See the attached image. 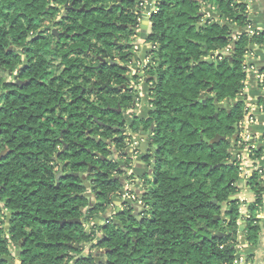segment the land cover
<instances>
[{"label": "trees", "instance_id": "trees-1", "mask_svg": "<svg viewBox=\"0 0 264 264\" xmlns=\"http://www.w3.org/2000/svg\"><path fill=\"white\" fill-rule=\"evenodd\" d=\"M155 2L147 40L156 48L148 69L156 111L145 124L154 126L157 148L149 210L139 221L122 212L118 224L87 230L119 189L104 158L109 142L119 150L122 140L114 129L122 126L120 91L87 88L93 80L128 85L141 14L135 0H0V264H15L11 247L19 264H234L241 179L229 144L211 140L244 121V100L230 113L218 106L240 98L245 57L264 33L247 34L253 23L237 0ZM249 186L256 200L245 234L257 246L264 192L257 173ZM91 245L104 254L98 262L83 254Z\"/></svg>", "mask_w": 264, "mask_h": 264}, {"label": "flooded vegetation", "instance_id": "flooded-vegetation-1", "mask_svg": "<svg viewBox=\"0 0 264 264\" xmlns=\"http://www.w3.org/2000/svg\"><path fill=\"white\" fill-rule=\"evenodd\" d=\"M135 2L137 5V13L141 15L139 26L133 31L134 35L131 42V54L133 59L131 63L126 64L128 69L126 74V77L128 78V85L116 87L108 82L106 83L109 84L107 88L100 89L101 86H105L106 84H100L97 86L93 80L90 83V86L87 88L88 92L100 90L120 91L119 99L122 104L119 105L118 109H116L119 115L122 116V126L114 128L115 131L119 130L120 133L116 136V138L122 139L120 143V149L117 150L116 143L110 141L109 156L104 158L106 162H110L112 166L116 167L115 170H112L111 179L116 180L119 185V189L110 196L112 201L104 205L105 209L102 213H105L108 216L104 226L118 224L117 215L122 212H127L131 216L135 217L138 221L147 215L149 208L147 203L144 201V198H146L147 194L150 193L157 168V148L153 145L154 126L151 124L148 128L145 127V124L150 123L152 112L156 111L153 107V98L150 97L149 91L152 86V78L150 75H148V69L153 65L154 62L150 57L148 62H146V64H144L142 67H137L136 69L134 68V63L137 61L138 54L135 43L138 40L139 28L141 27V23L143 21L142 15H144V11L149 6H145V3L142 2V0H135ZM151 17L152 16H150V24L148 25H151ZM145 21L146 20L144 18V23ZM61 34H63V32L53 29V35L56 38L60 39ZM150 35L151 31L147 34L145 42L149 44L152 51L156 48L152 43L147 42ZM113 59L114 58L112 56L107 60V62L113 63ZM21 83L26 84L25 82ZM112 111H114V109H112ZM227 113H230V111H227ZM215 117L218 119L217 116ZM136 122H138V131L135 132L133 126L136 124ZM232 128H234V132L231 134V141L236 144L238 143L240 135L239 128L237 125L232 126ZM220 136H225L226 140H222L218 144L224 142L228 143L229 136ZM233 164L237 165L235 158ZM87 177V174L83 176L86 182H88ZM116 202H118V207H115ZM90 205L93 208L96 207V204H92L91 202ZM94 219L96 220V216ZM7 225L9 226L8 222L5 225L6 230L9 228H7ZM89 225L93 226L95 224L92 223ZM90 228L92 227L87 226V230ZM98 238L96 239L98 240ZM96 243L97 242H94L93 245ZM12 249L15 248L11 247V250ZM88 253H94L95 258H98V261L101 259L99 257L100 255L104 256L103 253L100 254L99 252H96V249H92L91 247L87 254ZM83 254L85 255V253ZM14 258L18 259L16 256H14ZM101 261H103V257ZM16 263L17 261L15 264Z\"/></svg>", "mask_w": 264, "mask_h": 264}, {"label": "crops", "instance_id": "crops-1", "mask_svg": "<svg viewBox=\"0 0 264 264\" xmlns=\"http://www.w3.org/2000/svg\"><path fill=\"white\" fill-rule=\"evenodd\" d=\"M142 2L145 3V6L151 8L150 16L157 11L155 0H142ZM237 2L245 3L247 5L246 12L249 20L253 23V28L257 32L264 33V0H237ZM205 12L208 14L207 18H216L218 20V14L215 15V13L211 11ZM144 18H146L145 14L142 15L143 21L139 28V37L135 43V47L138 50L137 61L134 63L135 69L137 67H142L150 59L151 47L145 42V38L151 31V25H148L147 30H144ZM249 49L251 51L250 53H253L254 56L252 57V64L264 74V44L261 46L252 44ZM246 89L243 98L245 101L244 121L239 124V140L238 143L235 144L233 150L235 161L243 168L244 173L241 176V184L238 189V194L233 198L238 199L240 202L239 212L242 217V220L239 223L240 233L238 237L239 241L236 258H245L246 260H249L251 264H264V192L261 195L262 203L259 206L261 235L258 245H250L245 234V218L248 217L250 205L256 200V195L249 186L250 178L254 173L258 174L264 188V84L260 85L255 80L254 76L249 74L247 75ZM247 137L248 140H246ZM248 147L252 148L250 150H245ZM257 151L259 152V157H255ZM86 195L90 198V201H94L93 204H99L91 187H87ZM115 207H118V202L115 203ZM107 217L108 216L105 213L98 212L96 214V220L94 219L93 223L102 227L106 223L108 219ZM86 226L92 227V225ZM8 227L9 226L7 225V228ZM100 235H102V233L98 232L97 236ZM90 247L92 248V245ZM15 254L16 258H18V250ZM16 261V264H19L18 259Z\"/></svg>", "mask_w": 264, "mask_h": 264}, {"label": "built area", "instance_id": "built-area-1", "mask_svg": "<svg viewBox=\"0 0 264 264\" xmlns=\"http://www.w3.org/2000/svg\"><path fill=\"white\" fill-rule=\"evenodd\" d=\"M246 32L247 34L250 36V37H254L256 35H259V32H257L252 26H248L247 29H246ZM230 55V49H225L223 50L222 52V56H228ZM252 57L253 56V53H249L246 57H245V66H244V70L246 72V79L245 81L243 82L244 84V88H243V91L240 95V98L243 99L244 98V95H245V92H246V83H247V75L249 74H252L255 78V80L260 84H264V74L256 67L252 64ZM248 140V137L247 139ZM249 148V147H248ZM246 148V150H250L252 147H250L249 149ZM250 154V153H249ZM251 156V155H250ZM234 264H251L249 260H246L245 258H236L235 261H234Z\"/></svg>", "mask_w": 264, "mask_h": 264}, {"label": "rangeland", "instance_id": "rangeland-1", "mask_svg": "<svg viewBox=\"0 0 264 264\" xmlns=\"http://www.w3.org/2000/svg\"><path fill=\"white\" fill-rule=\"evenodd\" d=\"M56 29H59V28H56ZM240 100H243V99H241V98H239V99H237L235 102H227V103H225V104H221V105H219L218 106V108L219 109H224L226 112L227 111H231V108H232V106L233 105H235L238 101H240ZM238 128H240V126L238 127ZM232 134V133H231ZM231 134H230V136H229V140H228V144H229V151H230V155H232V158H230L229 159V163L230 164H232L233 162H234V155H233V150H234V148H235V143H233L231 140ZM243 140V139H242ZM237 144V143H236ZM241 144H242V141H241ZM217 145H220V144H217ZM242 146H244V145H242ZM245 149V148H244ZM246 150V149H245ZM237 166L238 167H236L237 168V170H238V174H239V177H240V179H241V176L244 174L243 173V168L240 166V165H238L237 164ZM85 176V175H84ZM85 184H86V186L87 187H91L90 186V184H89V182H85ZM94 194V193H93ZM92 201V202H91ZM90 202L93 204L94 203V201L93 200H91ZM102 235H100V236H97V238L99 237H101ZM99 238H98V240H99ZM97 239H96V241L95 242H97L98 241ZM13 250V256H15L16 254V251H17V249L15 250V249H12ZM90 250V246H85V250H84V253H85V255H88L87 254V252ZM73 264V263H72Z\"/></svg>", "mask_w": 264, "mask_h": 264}, {"label": "water", "instance_id": "water-1", "mask_svg": "<svg viewBox=\"0 0 264 264\" xmlns=\"http://www.w3.org/2000/svg\"><path fill=\"white\" fill-rule=\"evenodd\" d=\"M144 14L147 16L145 18V23H144V30H147L148 28V24L150 22V15H151V8H146V10L144 11ZM234 48L236 47L235 45L233 46ZM109 86V84H106L105 86H102L100 89H105ZM222 140H226V137L225 136H220V135H217L212 141H211V146H214L215 144H218L220 143ZM4 155V153L1 154V156ZM212 169V168H211ZM92 169L90 168L89 169V173H91ZM62 173H60L61 175ZM73 223H77V224H83L84 223V220L81 219V220H77V221H74ZM219 236L223 237L225 236V234L223 233H219ZM95 261L98 262V258H95ZM103 263H105V260L103 259L102 261Z\"/></svg>", "mask_w": 264, "mask_h": 264}]
</instances>
